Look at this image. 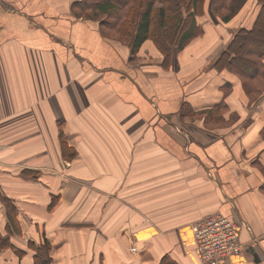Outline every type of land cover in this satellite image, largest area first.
Instances as JSON below:
<instances>
[{"label": "crops", "instance_id": "crops-1", "mask_svg": "<svg viewBox=\"0 0 264 264\" xmlns=\"http://www.w3.org/2000/svg\"><path fill=\"white\" fill-rule=\"evenodd\" d=\"M73 1L0 0V264H204L191 224L216 213L241 224L223 264H264V92L210 66L258 8L131 57ZM221 100L229 126L181 115Z\"/></svg>", "mask_w": 264, "mask_h": 264}, {"label": "trees", "instance_id": "trees-1", "mask_svg": "<svg viewBox=\"0 0 264 264\" xmlns=\"http://www.w3.org/2000/svg\"><path fill=\"white\" fill-rule=\"evenodd\" d=\"M247 5L258 8L252 27L237 28L210 66L237 75L249 102H253L264 92V0H242L237 6L233 0H74L71 9L77 17L95 22L103 35L123 43L131 57L148 39L168 58L173 50L180 51L203 33L201 17L208 16L220 25L243 12ZM181 107L183 117L201 119L209 127L233 122V118L222 120L227 109L224 100L198 110L186 102ZM58 137L63 153L65 150L72 155L62 131Z\"/></svg>", "mask_w": 264, "mask_h": 264}, {"label": "built area", "instance_id": "built-area-1", "mask_svg": "<svg viewBox=\"0 0 264 264\" xmlns=\"http://www.w3.org/2000/svg\"><path fill=\"white\" fill-rule=\"evenodd\" d=\"M241 224L225 215H205L191 224L194 245L204 264H223L241 250Z\"/></svg>", "mask_w": 264, "mask_h": 264}, {"label": "rangeland", "instance_id": "rangeland-1", "mask_svg": "<svg viewBox=\"0 0 264 264\" xmlns=\"http://www.w3.org/2000/svg\"><path fill=\"white\" fill-rule=\"evenodd\" d=\"M234 5L237 6L242 0H233ZM110 36L114 37L112 33L109 34Z\"/></svg>", "mask_w": 264, "mask_h": 264}]
</instances>
